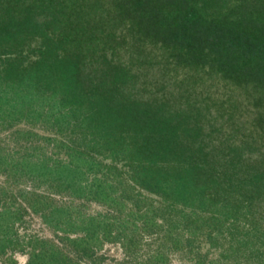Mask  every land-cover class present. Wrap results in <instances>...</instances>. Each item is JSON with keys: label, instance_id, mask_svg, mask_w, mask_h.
Listing matches in <instances>:
<instances>
[{"label": "rangeland", "instance_id": "obj_1", "mask_svg": "<svg viewBox=\"0 0 264 264\" xmlns=\"http://www.w3.org/2000/svg\"><path fill=\"white\" fill-rule=\"evenodd\" d=\"M0 264H264V0H0Z\"/></svg>", "mask_w": 264, "mask_h": 264}]
</instances>
